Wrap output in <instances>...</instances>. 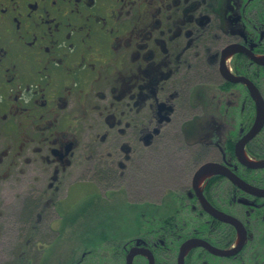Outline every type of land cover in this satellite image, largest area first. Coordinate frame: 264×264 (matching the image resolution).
<instances>
[{
	"label": "flooded vegetation",
	"instance_id": "af4514ba",
	"mask_svg": "<svg viewBox=\"0 0 264 264\" xmlns=\"http://www.w3.org/2000/svg\"><path fill=\"white\" fill-rule=\"evenodd\" d=\"M262 110L264 0H0V194L22 169L30 171L31 227L48 210L36 195L46 174L52 192L69 184V194L47 202L58 211V236L84 218L79 141L88 130L97 134L101 122L108 132L100 141L110 139L104 150L112 157H100V141H93L89 176L102 182L136 175L149 144L174 128L189 145L203 144L204 153L217 148L215 159L190 157L191 179L180 187L186 202L178 195L163 201L161 217L144 218L140 237L114 239L116 252L91 262L93 251H83L78 264H150V256L151 264H245L249 245L253 264H264V117L244 157L235 155ZM205 163L220 172L207 170L194 181ZM225 169L254 190L235 184ZM198 192L246 230L234 254L200 244L182 250L190 240L219 251L240 241L236 227L208 212ZM258 218L263 231L254 244Z\"/></svg>",
	"mask_w": 264,
	"mask_h": 264
},
{
	"label": "rangeland",
	"instance_id": "374dc122",
	"mask_svg": "<svg viewBox=\"0 0 264 264\" xmlns=\"http://www.w3.org/2000/svg\"><path fill=\"white\" fill-rule=\"evenodd\" d=\"M155 97L150 95L149 98L154 109L157 100ZM150 112H152L151 109ZM178 121L179 119L175 120L170 126L178 124ZM235 123L236 117L233 118V125ZM103 124L101 122L96 127L99 135L91 129L85 132V137L81 136L79 141L83 150L81 155L85 157L79 180L85 183V200L92 197L94 204L86 208V215L79 223L66 227L63 238L58 236L60 230V221L57 220L58 211L47 202L51 203L53 199H61L66 193L69 194V184L59 183L58 191L52 192L50 184H47L50 176L46 174L47 179L41 180L40 185L43 188L36 195L44 198L48 210L43 217L37 218L38 223L34 228L29 225V222L24 221L25 219L30 220L31 217H25V211H23V204L29 196L31 187L30 171L22 169L18 182L5 184L3 188L5 191L0 194V264H36L35 259H38L41 254L45 257V263L49 258V264L52 262L78 264L77 260L83 251H93L90 257H86V261L90 262L96 260V256L101 254L102 257L106 254L109 256L112 251L116 252L118 249L115 240L123 239L129 242L135 237H140V231L142 232L146 227L147 221L144 218L161 217V213L158 216L160 211L157 207L163 201H176L178 195L180 201L177 202L184 200L186 202L184 192L180 187L189 185L191 179L189 172L192 170L189 167L190 157H203L201 161L217 157L215 155L217 148L209 146L206 148L207 152L204 153L203 144L189 145L183 139L181 140L180 135H176L174 128L160 143L151 142L149 144L148 161L140 165L141 169H138L136 175L132 173L130 176L127 172L125 176L114 181L102 182L97 176H89V171L95 166L92 162V143L102 140L108 132L104 131ZM110 144V139L105 142L100 141V157H112L108 151L104 150ZM84 157H78L79 162ZM72 180L73 178L69 177V183ZM90 183H95V188ZM173 192L174 194L171 195L170 193ZM44 209L41 208L43 212ZM184 216L188 218V215ZM259 223V218L253 221L254 244H257L263 231L260 230L261 224ZM61 238L66 240L62 242ZM55 244L57 252L54 251ZM107 260L111 261V258L108 257ZM255 260L254 249L249 245L245 253V264H253Z\"/></svg>",
	"mask_w": 264,
	"mask_h": 264
},
{
	"label": "water",
	"instance_id": "95a60500",
	"mask_svg": "<svg viewBox=\"0 0 264 264\" xmlns=\"http://www.w3.org/2000/svg\"><path fill=\"white\" fill-rule=\"evenodd\" d=\"M246 81V80H245ZM248 83V86H250L252 95L254 97V87L252 88L251 85L248 81H246ZM263 117H264V111H258L257 113V117L256 120L254 122V124L252 125L251 130L249 131V133L242 138L241 140H239L236 145H235V155L239 158L244 157L243 156V148L245 143L247 142L248 139H250L252 137V135L259 130V128L262 126L263 124ZM241 161H244V159L242 158ZM250 163V166H253V162H248ZM247 164V162H246ZM207 170H211L212 172H220L216 170V164L214 163H205L203 164L198 171L196 172L195 176H194V181L196 179L199 178V176L202 173H205ZM224 174L228 175L231 180L237 184L238 186L245 188L246 190H251L253 191L254 189L250 186H246V184H244L239 178H237L236 175L232 174V172H229L227 169L224 170ZM199 193V192H198ZM200 194V193H199ZM200 198L202 199L201 201L204 203L205 205V209L212 213L215 217H217L220 220L226 221L229 224L233 225L234 227H236V229L238 230L239 234H240V241L238 243V245L230 250H216L215 248L211 247L210 245L201 242V241H196V240H190L188 241L186 244L183 245L182 250H184L185 248H188L187 245H192V244H197V245H203L206 248H208L209 250L213 251L216 254H221V255H232L235 252H237L245 243L246 241V230L244 229V227L242 226V224L234 217L230 216V215H225L220 213L219 211L215 210L214 208H212L207 202L206 200L203 198V196L200 194ZM183 252H181V256H182ZM131 260V256H128V261ZM152 262V257L150 256V264ZM182 264H183V260H182Z\"/></svg>",
	"mask_w": 264,
	"mask_h": 264
},
{
	"label": "trees",
	"instance_id": "16d2710c",
	"mask_svg": "<svg viewBox=\"0 0 264 264\" xmlns=\"http://www.w3.org/2000/svg\"><path fill=\"white\" fill-rule=\"evenodd\" d=\"M83 202V204L81 205V207L82 208H84L85 207V209H84V215L83 216H85L86 215V213H85V211H86V208L88 207V205H90L92 202H94V199H90V198H88L87 200H84V201H82ZM34 206H35V204L33 203V201L32 200H29V198L28 199H26V204L24 205V210L23 211H25L24 212V214H25V217L26 216H32V214H31V212L33 211V208H34ZM81 208V210H77V212H82L83 211V209ZM76 216V215H75ZM70 217H71V215H70ZM24 221H27V222H29V220L28 219H25ZM30 226H31V224H29ZM62 231H61V229L59 230V233H61ZM56 250V244L54 245V251ZM58 250H56L55 252H57ZM51 252V251H50ZM54 252V253H55ZM50 258H52V256H50ZM49 259V258H48ZM48 259H47V261H46V263H45V257H44V255L43 254H41L40 256H38V259H35V261H36V264H49V261H48ZM52 264H55V262L53 263L52 262Z\"/></svg>",
	"mask_w": 264,
	"mask_h": 264
}]
</instances>
